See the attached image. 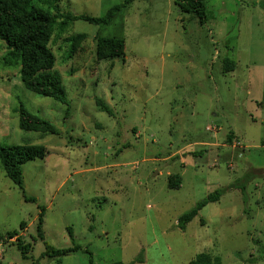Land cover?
Segmentation results:
<instances>
[{
	"label": "rangeland",
	"instance_id": "rangeland-1",
	"mask_svg": "<svg viewBox=\"0 0 264 264\" xmlns=\"http://www.w3.org/2000/svg\"><path fill=\"white\" fill-rule=\"evenodd\" d=\"M30 1L102 18L126 0ZM205 8L201 26L174 0H133L106 26L55 29L49 49L66 105L27 91L0 41V146L47 150L22 167L35 203L0 164V264H189L200 254L212 264H264V0ZM98 38L123 39L124 57L98 61ZM225 59L233 73L223 72ZM20 106L58 135L21 131ZM173 176L179 190L168 187ZM218 190L220 200L181 231L178 219ZM18 238L31 246L27 259ZM44 243L81 250L42 258Z\"/></svg>",
	"mask_w": 264,
	"mask_h": 264
},
{
	"label": "trees",
	"instance_id": "trees-1",
	"mask_svg": "<svg viewBox=\"0 0 264 264\" xmlns=\"http://www.w3.org/2000/svg\"><path fill=\"white\" fill-rule=\"evenodd\" d=\"M183 14L194 15L201 26L207 22L205 0H174ZM133 0H126L121 6L110 9L102 18H91L88 16H73L72 14L61 13L57 8L47 1L42 6H33L30 0H0V41L7 50L6 62L8 65H19V77L24 88L41 97L52 99L66 105L65 91L61 77L54 71L55 58L49 49V43L55 29L65 30L70 24L76 21H83L95 26H106L114 18L115 14L122 7L131 4ZM84 36L74 37L72 49L76 48ZM125 55V41L117 38H98L96 41V59L98 61H111L121 59ZM234 62L225 59L223 61V72L233 73ZM97 106L106 113L107 106L97 101ZM18 127L24 132H35L44 135H58L56 130L44 120L31 115L22 106L18 111ZM232 138L228 137L227 142L231 143ZM47 156V150L43 146H0V164L5 176L20 190L25 202L35 203L34 199L26 198L22 188V167L28 162L43 160ZM181 177L173 176L168 179V187L171 190L181 188ZM231 189H237L232 185ZM244 195V187H241ZM224 190H218L210 194L205 200L197 203L188 213L178 219V228L184 231L198 213L212 203H217ZM43 212L38 218L37 235L43 241ZM17 233H9L6 239L11 240ZM45 244V252L42 258L58 259L81 250L80 246L66 250H57ZM17 249L24 259L28 258L31 251L30 245H24L17 239ZM85 252H88L87 250ZM139 257L132 264L140 263ZM92 264V263H91ZM123 264V263H116ZM189 264H212L207 255L200 254Z\"/></svg>",
	"mask_w": 264,
	"mask_h": 264
}]
</instances>
